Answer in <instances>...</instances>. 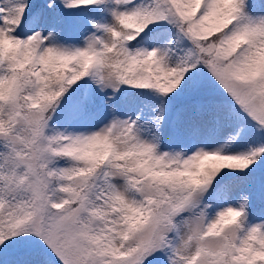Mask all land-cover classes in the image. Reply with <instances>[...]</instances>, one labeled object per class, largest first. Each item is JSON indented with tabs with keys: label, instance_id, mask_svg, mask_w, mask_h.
I'll return each instance as SVG.
<instances>
[{
	"label": "snow or ice",
	"instance_id": "6c2138e0",
	"mask_svg": "<svg viewBox=\"0 0 264 264\" xmlns=\"http://www.w3.org/2000/svg\"><path fill=\"white\" fill-rule=\"evenodd\" d=\"M0 264H264V0H0Z\"/></svg>",
	"mask_w": 264,
	"mask_h": 264
}]
</instances>
